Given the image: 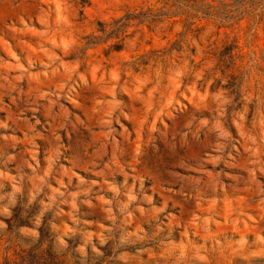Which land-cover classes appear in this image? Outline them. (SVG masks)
I'll list each match as a JSON object with an SVG mask.
<instances>
[{
  "label": "rangeland",
  "instance_id": "obj_1",
  "mask_svg": "<svg viewBox=\"0 0 264 264\" xmlns=\"http://www.w3.org/2000/svg\"><path fill=\"white\" fill-rule=\"evenodd\" d=\"M264 264V0H0V264Z\"/></svg>",
  "mask_w": 264,
  "mask_h": 264
},
{
  "label": "trees",
  "instance_id": "obj_2",
  "mask_svg": "<svg viewBox=\"0 0 264 264\" xmlns=\"http://www.w3.org/2000/svg\"><path fill=\"white\" fill-rule=\"evenodd\" d=\"M43 241L33 251L15 250L14 254H7L4 264H61L59 257L53 253L50 245L42 248Z\"/></svg>",
  "mask_w": 264,
  "mask_h": 264
}]
</instances>
